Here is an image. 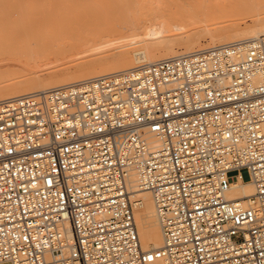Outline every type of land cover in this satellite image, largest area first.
Listing matches in <instances>:
<instances>
[{"label": "built area", "instance_id": "1", "mask_svg": "<svg viewBox=\"0 0 264 264\" xmlns=\"http://www.w3.org/2000/svg\"><path fill=\"white\" fill-rule=\"evenodd\" d=\"M0 264H264V35L0 100Z\"/></svg>", "mask_w": 264, "mask_h": 264}, {"label": "rangeland", "instance_id": "2", "mask_svg": "<svg viewBox=\"0 0 264 264\" xmlns=\"http://www.w3.org/2000/svg\"><path fill=\"white\" fill-rule=\"evenodd\" d=\"M113 1L114 0H80L76 3L74 0H0V83L6 80L18 82V80L21 81L26 79L32 72V70L30 71L24 67L26 62H29L31 54L32 56L36 55V60H39L38 63L36 61L38 64L37 71L44 81L50 79L59 80L63 78V76L69 77L70 74L71 76L80 74L82 72L81 67L98 64L97 62L93 63V60L98 61L101 59L102 63L105 65L113 64L115 62V51H113L112 47L129 38V36L133 40L140 39L139 36L142 34L147 39H151L150 37L160 38L161 36L172 35V33L178 32L180 28L185 26H187V32L189 34L199 30L202 25L215 23L213 25L214 27L229 23L226 19L225 22H223L224 19L209 21V18H213L209 17L211 14L209 11L214 10L213 6L200 3V0H195L198 2L196 8L193 6L195 9L193 10V8H190L192 10L189 9V11L188 7L184 6V4H193V0H162V2L161 0H129L130 2L127 0L126 4L130 5L128 6L129 8H124L127 5L122 8V5L117 7L118 4H121L120 1L115 0L117 6L113 4ZM116 2H118V4ZM91 3L95 4L96 8L93 5L90 6ZM174 3H176V5ZM71 7L73 8V15L82 16L86 14V16H89L92 14L95 22L84 21L80 19V17L76 19L77 21L68 20L67 18ZM202 7H204L203 10ZM203 11L204 16L202 15ZM206 12L207 14H205ZM20 17L25 20L23 25V20L20 19ZM193 18L196 19L194 20ZM198 18L200 19L199 21ZM45 19L49 25L44 27L43 20ZM130 19L131 21H129ZM201 19L208 21L203 22ZM36 21L39 23H37V26ZM32 22L33 24L35 22V25H33ZM110 27H113V29ZM116 27L118 28L116 29ZM23 29H26V31ZM123 32H125V34ZM145 32L146 34H144ZM159 32L162 33L160 34ZM204 36L205 35H199L196 39H203ZM8 38L10 40H8ZM183 38H177L178 42L176 45L187 44L189 42L186 37L184 40ZM113 41L116 42L114 43ZM2 43H8L7 45L10 43V46L6 47V45ZM27 51L31 53L28 54ZM129 55L131 56L129 58L133 60L134 56L132 54ZM138 64L139 63H135L134 65ZM70 65L75 68L67 69ZM64 72L70 74L68 75ZM4 78L7 79L5 80Z\"/></svg>", "mask_w": 264, "mask_h": 264}, {"label": "bare ground", "instance_id": "3", "mask_svg": "<svg viewBox=\"0 0 264 264\" xmlns=\"http://www.w3.org/2000/svg\"><path fill=\"white\" fill-rule=\"evenodd\" d=\"M78 1H80V0H74V2H76V3H78ZM116 1H120V3H121V4H118V2H116L118 4V6H117L115 4V0H114L113 4H115L117 7H119V5H122L121 6V8H122L123 6L127 5L124 8H129L128 6H130V5L126 4L127 0H123V1L116 0ZM161 2H162V0H161ZM193 2H194L193 3L194 5L191 3H185L184 4V6L188 7V11L190 8H193V10L196 8V4L198 2L195 0H193ZM199 2L213 6V9H214L213 11H211L209 9L210 10L209 13H211L209 17H213V18H209V21H211V20L213 21L216 19H221V20L224 19L223 22H225V19H226V21L228 20L229 23H226V24H223L220 26L219 25L214 26V27H213V25L215 23L202 25V27H200L199 30H196V31L189 33V34L187 32V26H185V27L180 28L178 32L172 33V35H167V36H163V37L161 36L160 38H155V37L153 38V37L149 36L151 39H147L142 34L139 36L140 39L133 40L129 36V38L121 41L117 45L113 44L114 46L112 48H113V51H115L114 52L115 62L113 64L105 65L104 63H102L101 59H99L98 61L93 60L92 61L93 63L97 62L98 64L90 65L88 67H81L82 72L80 73V71H79L80 74H78L76 76H71V74L69 73L71 77L70 76L69 77L63 76V78H61L59 80H57V79L51 80L50 79V80L44 81V79H42V77H40V75L38 74V71H37V67H38L37 63L39 60L38 61L36 60V55L32 56V54H31V56H30L31 58L29 57V62H26V65L24 67L26 69H29L30 71L32 70V72L24 80L19 81L17 79L18 82L6 80L8 77L6 79L4 78L6 81L3 83H0V100L5 99V98H10V97H15V96H21V95H25V94L33 93V92H42V91H45L47 89H50V88H53V87H56L59 85H64L67 83H72V82H76L79 80L96 77L99 75H105V74H110V73H114V72L127 70V69H130V68L136 66V65H134L135 63L147 64V63L158 62L161 60L175 59V58L181 57L183 55H187L189 53L196 52V51L203 50V49H207V48L214 47L217 45L234 43V42H241V41H245V40H253L255 38H258V37L264 35V0H200ZM96 3H98V2H96ZM110 3H112V2H110ZM151 4H153V3H151ZM174 4L176 5V3H174ZM179 4H180V1H179ZM92 5L96 8L95 4L91 3L90 6H92ZM100 5H99V7H100ZM193 6H195V8ZM152 7H154V6H152ZM181 7H183V6H181ZM203 8L204 7H202V10H203ZM190 10H192V9H190ZM125 12H128V11H125ZM203 14H204V11L202 12V15ZM205 14H207V12ZM89 16H86V14L82 15V16H78V15L75 16V15H73V8L71 7L70 11H69V16L67 19L70 21H72V20L74 21L78 17H80V19H82L84 21H88V22L90 21V22L94 23L95 20H94V17L92 16V14H90ZM20 19L23 20V22H22V25H23L25 20H24V18H21V17H20ZM112 19H111V21H112ZM199 20L200 19L198 18V21ZM201 20H203V22L208 21L205 19H201ZM129 21H131V19ZM43 22H44V25H43L44 27L46 25H49V23H47L46 19L43 20ZM37 23L38 22L36 21V26H37ZM148 23H149V21H148ZM159 23H160V21H159ZM32 24H33V22H32ZM33 25H35V22ZM110 26H111V24H110ZM110 28L113 29V27H110ZM117 28L118 27H116V29ZM120 29H121V27H120ZM125 29H126V27H125ZM147 29H148V27H147ZM23 30L26 31V29H23ZM123 33L125 34V32H123ZM115 34H116V32H115ZM144 34H146V32ZM120 35H122V34H120ZM154 35H155V33H154ZM199 35H205V36L203 39L200 37L202 40L201 39L198 40L199 38L196 39V37ZM104 37H105V35H104ZM116 37L118 38L117 35H116ZM183 37L184 38L186 37L187 40H189V42L187 44L176 45V43L178 42L177 38H183ZM20 38H19V41H20ZM184 38H183V40H184ZM11 39H12V37H11ZM8 40H10V39L8 38ZM108 40H107V42H108ZM118 40H120V39H118ZM113 42L115 43L116 41H113ZM14 43H16V42H14ZM182 43H186V42H182ZM2 44H5L6 47L10 46V43H9V45H7L8 43L7 44L2 43ZM4 46H3V49H4ZM30 53L31 52H28V54H30ZM129 54H132L134 56L133 60L129 58V57H131ZM61 56H63V55H61ZM36 61H37V63H36ZM89 61H91V60H89ZM110 61H111V58H110ZM70 64H71V62H70ZM86 64H88V63H86ZM72 68H75V67H73L72 65L67 67V69H72ZM66 72H64V73H66ZM76 72H78V71H76ZM66 74H68V73H66ZM10 76H12V75H10ZM254 191H255V187H254L253 183L251 181H249L247 177L241 176L240 178H238V180L234 181L231 184V187L227 192V197L230 200L245 201V199H247L251 195H253ZM132 197H133V199L140 201V204L134 210V216H135V223H136L137 232H138V235L140 238L142 249L144 251H147L150 249L160 247L162 245V242H163V236H162L161 227H160L157 215H156L155 203H154V198H153L152 193L149 190L139 189L137 187V185L134 184ZM66 232L68 235H70V236L72 235L71 226L67 223H66Z\"/></svg>", "mask_w": 264, "mask_h": 264}]
</instances>
